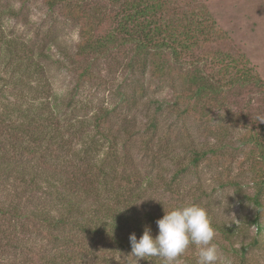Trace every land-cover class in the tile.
Segmentation results:
<instances>
[{
    "label": "rangeland",
    "instance_id": "obj_1",
    "mask_svg": "<svg viewBox=\"0 0 264 264\" xmlns=\"http://www.w3.org/2000/svg\"><path fill=\"white\" fill-rule=\"evenodd\" d=\"M125 1L88 0L79 7L60 3L49 8L48 0H0V11L19 13L17 18L0 17V23L52 56L45 65L66 123L93 121L101 109L113 112L108 126L124 145L121 163L141 180L151 179L140 184V209L161 219L165 210L198 204L229 233L216 230L213 243L222 257L240 264L248 247L246 259L264 264V198L263 207L254 203L258 147L247 136L254 125L264 123V0H174L180 13H207L201 20L215 24L210 43L200 42L179 62L170 54L158 59L142 55L127 45L106 57L87 54L74 60L81 64L76 69L65 53H75L85 29L93 41L114 34ZM230 59L252 69L258 82L231 86L235 70L225 73L221 67ZM92 60L96 79L83 80L82 64ZM155 64L162 70H155ZM195 76L223 88L204 96L195 109L193 100L182 101L181 112L168 109L177 100L175 89L193 92ZM73 141L78 148L83 144L78 135ZM194 149L210 151L198 167L191 164ZM182 168L187 171L179 175ZM256 218L260 230L253 224ZM197 259L198 249L190 245L179 262L197 264Z\"/></svg>",
    "mask_w": 264,
    "mask_h": 264
},
{
    "label": "trees",
    "instance_id": "obj_2",
    "mask_svg": "<svg viewBox=\"0 0 264 264\" xmlns=\"http://www.w3.org/2000/svg\"><path fill=\"white\" fill-rule=\"evenodd\" d=\"M86 1L48 0V6L69 3L79 7ZM125 2L114 34L93 41L85 29L75 53H65L76 69L81 64L74 60L87 54L106 57L112 49L119 51L118 47L127 45L142 55L158 59L170 54L179 62L200 42H211L209 31L215 30V24L207 26L201 20L207 13H180L174 0ZM18 14L13 8L0 11V17L17 18ZM51 60L48 52L0 23V264H135L130 235L139 240L146 227L153 237L159 232L156 221L160 217L137 206L142 196L140 184L151 179L141 180L121 163L122 143L108 126L113 113L109 109H101L93 121L66 123L45 65ZM94 62L82 64L79 75L83 80L96 79ZM221 67L225 73L229 68L235 70L233 87L258 82L252 69L234 59ZM195 85L189 95L175 89L177 100L168 109L181 112L180 103L192 100L195 109L204 96L217 95L223 88L199 76H195ZM159 107L165 108L162 103ZM157 125L153 123V127ZM253 128L247 136L258 147L254 203L263 207L264 123ZM86 130L95 134L84 133ZM77 135L83 141L80 148L73 141ZM209 154L194 149L191 164L198 167ZM186 171L182 168L178 174ZM211 222L215 230L229 234ZM253 224L262 228L258 218ZM247 250L241 254L240 264H251ZM143 263L163 261L148 257Z\"/></svg>",
    "mask_w": 264,
    "mask_h": 264
},
{
    "label": "clouds",
    "instance_id": "obj_3",
    "mask_svg": "<svg viewBox=\"0 0 264 264\" xmlns=\"http://www.w3.org/2000/svg\"><path fill=\"white\" fill-rule=\"evenodd\" d=\"M156 224L159 232L155 237L150 227L145 228L139 240L135 234L129 237L131 256L136 258L137 264L148 257L161 258L163 264H180L179 257L190 245L198 249L197 264H231L213 243L216 230L204 207L185 204L171 211L165 210V215Z\"/></svg>",
    "mask_w": 264,
    "mask_h": 264
}]
</instances>
